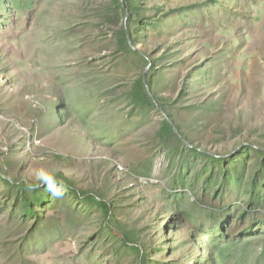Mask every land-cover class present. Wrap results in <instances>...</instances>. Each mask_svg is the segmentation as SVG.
I'll list each match as a JSON object with an SVG mask.
<instances>
[{
    "label": "rangeland",
    "instance_id": "374dc122",
    "mask_svg": "<svg viewBox=\"0 0 264 264\" xmlns=\"http://www.w3.org/2000/svg\"><path fill=\"white\" fill-rule=\"evenodd\" d=\"M140 2L0 0V264H264V0Z\"/></svg>",
    "mask_w": 264,
    "mask_h": 264
},
{
    "label": "trees",
    "instance_id": "16d2710c",
    "mask_svg": "<svg viewBox=\"0 0 264 264\" xmlns=\"http://www.w3.org/2000/svg\"><path fill=\"white\" fill-rule=\"evenodd\" d=\"M141 9L142 5L140 0H124V4L121 2V0H113V6L109 8V11L112 14V17L114 21L116 22L115 25L121 24L120 31H121V36L123 37V43L125 44V47L127 50L132 51V48L128 44V34L131 36L132 41L134 42V30H133V22L136 19L139 23L138 25V30L141 31L144 28V20L143 16L141 14ZM127 12L129 13V18H128V24L127 27L124 24V19H126ZM155 62L152 66V71L155 70ZM147 87L153 91V82L151 76L148 78L147 82ZM146 87L143 77H140V79L135 83L132 92H130V96L133 99V104L135 105H140V106H153V107H158L151 96L149 95L148 88ZM156 102L158 105L164 109L168 114H169V120L164 118L162 122V129H161V134H167V136H173L175 137L179 142H183L184 140L188 141L189 143L192 144V149L196 153H200L201 146L199 143H193L192 142V136L187 131H184L181 129V126L179 125L178 122L174 121V117L170 115V113L165 109L164 103H163V98L159 96V94H154ZM174 121V122H173ZM172 123V124H171ZM176 130L179 131V134L176 132ZM194 140V139H193ZM210 159H218V158H213L210 155L208 156ZM1 174V173H0ZM58 181L64 183L67 187H69L71 190H74L70 185H69V180L65 177L63 174H55ZM80 196H83V193L79 192L78 193ZM98 203L101 205L102 209L104 210L105 215H112V210H111V204L109 201L100 199L98 200ZM142 260H143V255H142Z\"/></svg>",
    "mask_w": 264,
    "mask_h": 264
},
{
    "label": "clouds",
    "instance_id": "9594fccd",
    "mask_svg": "<svg viewBox=\"0 0 264 264\" xmlns=\"http://www.w3.org/2000/svg\"><path fill=\"white\" fill-rule=\"evenodd\" d=\"M40 159L42 160L43 158L41 157ZM32 175L39 183H37L35 186L29 183L27 186L30 190L34 187H44L51 194V196L56 197L57 199L63 196L62 189L58 187L60 181H58L54 171L40 166L34 169Z\"/></svg>",
    "mask_w": 264,
    "mask_h": 264
},
{
    "label": "water",
    "instance_id": "95a60500",
    "mask_svg": "<svg viewBox=\"0 0 264 264\" xmlns=\"http://www.w3.org/2000/svg\"><path fill=\"white\" fill-rule=\"evenodd\" d=\"M121 2L124 4V0H121ZM128 16H129V13L127 12V16H126V21H127V19H128ZM130 45L131 46H133L132 45V43H131V41H130ZM151 64H149V66H150ZM146 72H145V80H146ZM148 88V87H147ZM148 92H149V94H150V96H151V98L153 99V101L155 102V104L158 106V104L156 103V101H155V98H154V95L152 94V92L150 91V89L148 88ZM159 107V106H158ZM166 119L167 120H169V118L168 117H166ZM170 121V120H169ZM171 122V121H170ZM172 124V123H171ZM176 132H177V130H176ZM178 133V132H177Z\"/></svg>",
    "mask_w": 264,
    "mask_h": 264
}]
</instances>
